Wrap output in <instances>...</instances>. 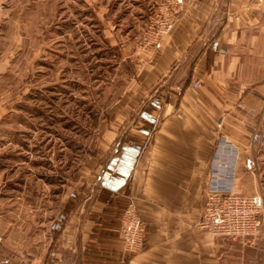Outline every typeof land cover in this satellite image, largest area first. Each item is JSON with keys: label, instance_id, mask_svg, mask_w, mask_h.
Instances as JSON below:
<instances>
[{"label": "crops", "instance_id": "1", "mask_svg": "<svg viewBox=\"0 0 264 264\" xmlns=\"http://www.w3.org/2000/svg\"><path fill=\"white\" fill-rule=\"evenodd\" d=\"M133 59L107 138L118 148L101 184H72L57 220L71 261L46 264H225L228 243L196 224L219 138L238 149L237 172L264 120V0H185L161 48ZM130 199L144 224L135 253L119 231Z\"/></svg>", "mask_w": 264, "mask_h": 264}, {"label": "rangeland", "instance_id": "2", "mask_svg": "<svg viewBox=\"0 0 264 264\" xmlns=\"http://www.w3.org/2000/svg\"><path fill=\"white\" fill-rule=\"evenodd\" d=\"M157 1L0 0V264L70 263L57 220L72 184H101L118 148L110 121ZM235 190L264 203V120ZM223 239L225 264H264V220L255 237Z\"/></svg>", "mask_w": 264, "mask_h": 264}, {"label": "built area", "instance_id": "3", "mask_svg": "<svg viewBox=\"0 0 264 264\" xmlns=\"http://www.w3.org/2000/svg\"><path fill=\"white\" fill-rule=\"evenodd\" d=\"M185 8V0H158L145 25L139 42L145 54H155ZM194 86H199L198 82ZM181 97L183 89H175ZM221 126L219 122L218 127ZM238 149L224 137L219 138L212 158L211 172L205 188V203L197 227L214 238L243 239L255 237L264 220V203L258 193L245 195L235 190ZM120 237L128 253L141 249L144 224L133 199L121 214Z\"/></svg>", "mask_w": 264, "mask_h": 264}]
</instances>
